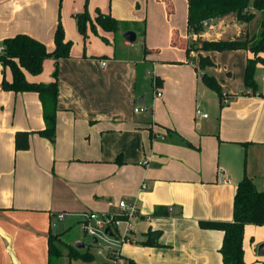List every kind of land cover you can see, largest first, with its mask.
I'll return each instance as SVG.
<instances>
[{"label":"crops","instance_id":"crops-1","mask_svg":"<svg viewBox=\"0 0 264 264\" xmlns=\"http://www.w3.org/2000/svg\"><path fill=\"white\" fill-rule=\"evenodd\" d=\"M164 1L171 4V13ZM177 1L89 0L85 7V0H61L65 39L72 45L69 57L58 60L53 140L37 133L45 127L37 93H15L0 86V264H48L51 233L58 235L64 256L61 245L75 246L65 243L63 235L82 223L85 213H118L121 199L135 200L138 208L131 240L120 247L125 264H223V231L200 222L232 220L236 186L244 175L264 191V89L256 81V93L245 86L223 90L228 101H220L225 107L212 122L218 126L216 132L214 125H209L211 130L202 128L200 121H208L209 115L195 118L192 98L173 99L158 76L162 96L152 105L146 103L136 72L153 60L144 51L152 48L149 24L155 14L158 20L163 14L167 19L173 16ZM57 4L58 0H0V46L3 38L26 33L51 50ZM85 9L92 18L99 9L120 23L116 33L98 27L106 44L92 32L81 43L74 15ZM124 30L135 33L133 42L123 38ZM200 35L207 40L226 38L218 30L204 36L188 27L168 28L169 44L185 54L179 58L181 65L194 68L188 88L192 76L193 84H199V71L214 76L215 64L199 71L193 66L192 60L209 56L207 52L186 53ZM235 51L244 53L245 66L251 53ZM152 63L158 73L162 66ZM53 70L54 59L46 58L39 74L25 75L30 82L48 83ZM3 78L9 81L11 72L0 64V85ZM191 88L194 98V85ZM136 103L151 108L150 113L134 112ZM17 131L29 132L27 149L15 148ZM56 227L60 230L54 232ZM148 233L154 243L146 245L142 242ZM263 242L264 234L249 244L258 264H264L259 262L264 255L257 252ZM245 243L243 235V247ZM244 260L248 264L245 256Z\"/></svg>","mask_w":264,"mask_h":264},{"label":"trees","instance_id":"trees-1","mask_svg":"<svg viewBox=\"0 0 264 264\" xmlns=\"http://www.w3.org/2000/svg\"><path fill=\"white\" fill-rule=\"evenodd\" d=\"M89 0H85V7ZM165 2V1H164ZM167 13H171L172 7L169 2H165ZM261 12L262 18L259 22L258 31L244 38H227L207 40L202 39L197 47L203 51L209 50H237L245 49L251 53L246 59L244 66V86L251 92L258 91V84L255 80V70L257 64H264V0H187V27L189 31L197 34L203 30L202 21L212 18H219L226 15H234L238 21L248 23L254 18L255 12ZM78 31L83 38L87 37V28L97 33L96 27L104 31L116 33L120 23L110 14L102 13L96 9L94 18L90 17L85 9L83 12L74 15ZM106 41V39H104ZM53 48L49 50L47 46L36 38L26 34L17 33L5 37L1 41L2 50L0 51V64L2 68H8L11 72V79L5 78L1 81V88L11 92H35L37 93L45 127L37 133L54 139L56 112L58 100V60L70 55L72 42L65 39V32L58 18L53 33ZM145 52L148 49H144ZM190 52L189 47L186 53ZM46 58L54 59V70L52 81L48 83L30 82L27 80L25 72L36 75L42 71L43 61ZM214 63L208 55L198 57L199 69L206 66H213ZM157 78V77H156ZM201 80L204 85L214 91L219 100L224 96L218 80L210 74L203 73ZM158 82V81H157ZM159 84V82H158ZM189 146H193L187 142ZM29 147V132L17 131L15 133V148L27 149ZM246 224L264 225V191L258 190L253 179L244 175L237 183L233 198V218L231 221H212L200 222L205 228H215L223 231L222 243L219 251L222 256L223 264H246L244 260L243 235ZM60 243L58 235L49 234L48 236V264H57L62 256L61 250L57 245ZM143 244H153L151 237L142 242ZM67 256L69 259H82L93 261L94 257L89 250L79 251L70 246ZM129 264H135L129 261Z\"/></svg>","mask_w":264,"mask_h":264},{"label":"rangeland","instance_id":"rangeland-1","mask_svg":"<svg viewBox=\"0 0 264 264\" xmlns=\"http://www.w3.org/2000/svg\"><path fill=\"white\" fill-rule=\"evenodd\" d=\"M57 6L58 7H57L56 19L58 21V18H60L61 21L62 20V16H60L61 0H58ZM154 16H155L154 19L149 24V35H148V39H149L148 44H151L153 49L151 48L147 51L148 52L147 54H149L150 55L149 57L153 60H148L145 66L144 67L142 66L143 69L141 67L137 68V72H136L137 85L144 92H146V96H147L146 103H148V105H152L153 101L155 102L156 100H158V98L157 99L154 98L155 88L153 84L151 85L150 82L153 77L158 76L163 81L164 85L168 87V89L170 90V95L173 99L176 100L184 99V101L186 102L188 99L192 98L194 107L196 105L197 107H200L201 109L206 111V113L209 115L208 121L211 123H209L208 121H200V122H202L201 123L203 125L202 128H204L207 125L208 129L211 130V126L209 125L213 126L214 124H212V122L217 121V117L219 116L221 109L225 107L222 106L224 103L222 102L223 103L222 104L220 102L218 96L214 91L204 86V83L201 80V76L205 71L200 72L199 68H198L199 77L197 78L195 77V79L199 80V84L198 83L193 84L194 76H192L193 80L191 86L193 87L194 85V92H195V97L193 98V94H192L193 88H191V86L188 88L187 83H189L191 80L189 76V71H194L193 70L194 68H188L187 66H185V64L181 65L179 58L184 59L185 57L184 52L182 51L181 48H179L180 50L172 48V46L168 42V28L176 27L179 31H184L187 27L186 0H178L177 2H175V13L169 19H167L164 14L163 16L160 17L159 20L157 19L156 14ZM262 16H263L262 13L257 11L255 12L254 18L246 24L244 22L238 21L234 15L219 17L218 20H216L211 27L203 26V30L201 31V34L207 36L218 30L224 33V36L226 37L225 39L244 38L245 34L252 36L258 31L259 22ZM96 30L97 33H94L88 27L86 34L90 35V33L92 32L94 35L98 36L99 40L101 39L103 41V42L101 41V43H104L105 42L104 39H106V37L103 36V34L99 33L98 27H96ZM202 39L203 37L200 35V38L198 40L189 43L190 51L200 50L197 47L200 46ZM82 40L84 41L83 36L81 37V43H83ZM106 43L107 42H105L104 44ZM136 45L138 44L136 43ZM205 52L209 54V57L215 64L213 67H211V70H213L212 72H214V76L220 83L222 91L224 90L225 92L229 93L228 89H230V91L231 90L237 91L239 88H242L244 86V75H242V70L244 72L243 52L235 51V50H222V51L209 50ZM172 58H174L173 61L175 62L171 61ZM153 61L162 66V67L159 66L158 73L155 69V65H153L154 63H152ZM192 61H193V66L197 67L198 56L195 57V60ZM237 70L241 72L240 77L239 75H237ZM233 74H235L234 78H233ZM255 79L259 83L260 89L261 88L264 89V64H260L256 67ZM157 81L160 84V81L158 79ZM162 90L163 89L161 87V91ZM138 106L139 104L137 103L133 105V111L134 108ZM150 110L151 108H147V110L145 111L147 114H149ZM217 128L218 126L214 125L212 130L216 132L218 130ZM90 212H95L103 216L107 215V213H99L96 211H90ZM59 230H60L59 227L54 228V232ZM244 231H245L244 238L246 240L245 246L243 247L245 259L247 260L248 264H258L256 260L259 259V257L254 253L253 248L251 250L249 249V244H252L256 239H258L262 234H264V225L251 224ZM91 239L92 237L84 232L82 223H76L69 231H67V233H65V235H63V241L71 245H74V242L76 240L82 241L85 244V246L78 250L79 251L89 250V252L93 255L94 259L93 261L90 262L84 261L82 259H69V257L67 256V251H68L67 247L61 245L64 256L59 258L57 264H101L105 258V252L107 251V247L109 246L108 245L109 243L106 240L103 241L101 238L98 240V243H92ZM123 245L124 244H122V246ZM98 249H102L103 254H98L97 252ZM121 254L123 257H125L122 252V249H121ZM263 259L264 257H262L261 261L259 262L264 261ZM127 264H129V262Z\"/></svg>","mask_w":264,"mask_h":264},{"label":"built area","instance_id":"built-area-1","mask_svg":"<svg viewBox=\"0 0 264 264\" xmlns=\"http://www.w3.org/2000/svg\"><path fill=\"white\" fill-rule=\"evenodd\" d=\"M216 18L207 19L202 21L203 26L211 27L214 24ZM195 34V33H194ZM2 46H0V51ZM102 65L105 61L102 60ZM152 84L155 88L154 98H160L162 91L157 82V78H152ZM222 101L226 103L228 97L225 95ZM147 107L140 104L134 108V112H144ZM195 118L204 119L208 117L206 112H203L200 107L195 108ZM145 187V183H142L141 188ZM119 212L116 214H107L106 216L100 215L95 212L85 213L83 215V229L84 232L90 235L92 238H96V242L101 238L106 240L109 244L107 251L105 252V258L101 264H125V259L121 254V245L131 240L132 222L138 216V208L136 201H126L121 199L118 201ZM59 219L63 217V214H58ZM107 229V231H106ZM92 241V240H91ZM98 254H103L102 249H98Z\"/></svg>","mask_w":264,"mask_h":264},{"label":"water","instance_id":"water-1","mask_svg":"<svg viewBox=\"0 0 264 264\" xmlns=\"http://www.w3.org/2000/svg\"><path fill=\"white\" fill-rule=\"evenodd\" d=\"M122 36L124 39H126L127 41L129 42H133L135 40V33L131 30H124L122 32ZM139 103H142L143 102V97H141L139 100H138ZM107 231V229H106ZM92 243H95L96 242V238H92ZM75 248L77 249H80V248H83L84 247V243L82 241H78L74 244ZM257 252H258V255H264V242L263 243H260L258 245V249H257Z\"/></svg>","mask_w":264,"mask_h":264}]
</instances>
